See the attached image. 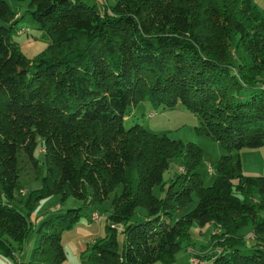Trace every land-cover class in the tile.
Returning a JSON list of instances; mask_svg holds the SVG:
<instances>
[{
    "label": "trees",
    "instance_id": "obj_1",
    "mask_svg": "<svg viewBox=\"0 0 264 264\" xmlns=\"http://www.w3.org/2000/svg\"><path fill=\"white\" fill-rule=\"evenodd\" d=\"M9 1L22 0H0V252L16 264L15 250L33 230L28 264H61V234L82 216L80 207H57L33 229L13 202L18 153L39 176L40 145L44 172L27 205L53 194L92 205L113 193L110 223L83 264H173L193 222L220 229L219 247L197 254L198 264H264V176L245 174L240 158L242 148L264 145V14L257 5L117 0L99 9L84 0H29L28 13L51 42L28 58L12 36ZM141 99L193 113L195 132L225 150L210 165L209 185L197 171V144L138 122L124 127L126 108ZM175 156L182 164L165 186ZM155 185L162 196L153 194ZM136 207L146 217L130 221ZM246 225L255 242L242 248L237 231Z\"/></svg>",
    "mask_w": 264,
    "mask_h": 264
},
{
    "label": "rangeland",
    "instance_id": "obj_2",
    "mask_svg": "<svg viewBox=\"0 0 264 264\" xmlns=\"http://www.w3.org/2000/svg\"><path fill=\"white\" fill-rule=\"evenodd\" d=\"M84 1L89 4L96 3L97 7L101 9L104 5H113L117 0ZM28 2L29 0L9 1L10 7L15 11L14 20H17L12 36L14 40L18 42L22 53L28 58H34V56L46 51L48 44L51 42V38L46 32L40 30L37 23L31 18L27 11L31 9L27 4ZM254 2H256V0H254ZM236 42L237 36L235 35L233 36L231 48L238 54L241 52V49L236 47ZM235 59L236 57L233 58V60ZM148 113H152V116H148ZM130 114L131 116H129ZM124 117L123 125L125 128H128L134 122H138L151 132L165 133L170 138L197 144L202 150V158L197 167V171L200 173L204 186L212 182L215 172L210 165H212L220 155L224 154L225 150L216 140L205 134H198L195 132L194 127L198 124L196 115L183 109L181 106H177L173 109L154 107L146 99H141L135 105H129L126 108ZM34 155L39 162V176H36L32 164L23 154L20 153V151L18 153V183L20 188L15 191L13 202L24 212L28 213L27 219L33 229L44 215L57 207L60 211H64L71 207H80L82 216L71 228L64 230L61 234V244L66 255L61 264H83V257L89 253L90 245L94 240L101 238L105 234V225L110 223L109 214L112 209L110 201L113 193L110 194L108 199L92 205L85 204L83 200L73 197L60 200V196L54 194L31 201L30 205H27L26 199L29 196V192L38 189L41 185L40 175L44 172L45 166L44 156L40 151V145L37 146ZM240 158L245 174L264 176V145L258 148H242L240 150ZM181 164L182 160L180 157L175 156L169 160L168 168L163 172L162 176L165 186L170 178L178 172ZM119 191L120 186L116 188V192ZM152 192L157 197L163 194V191L160 190V185L153 186ZM195 202L196 199L194 197L193 201L190 202L181 213L192 208ZM94 214L98 215L97 220L92 219V217H95L92 216ZM145 217L146 211L141 207H136L130 221L143 219ZM120 231L121 228L118 227L117 240L119 242L122 240ZM189 232L190 239L183 243V247L177 252V255H175L174 264H182L183 253H186L185 262L189 264L188 259L190 254L197 255L202 253L201 250L204 246L206 247L209 244L208 250L219 247L218 245H213V243L218 240V237L215 238V232L220 233V229L213 222L206 223L203 226H199L196 222H193ZM250 233V225L243 226L237 231V235L242 237V248L249 247L255 242V239ZM34 234L32 230L21 243L20 248L15 250L19 257L17 263L28 264L29 255L33 246ZM190 249L191 253L186 252ZM0 259H2L0 260V264H14L10 257L3 255L1 252ZM153 264L162 263L155 262Z\"/></svg>",
    "mask_w": 264,
    "mask_h": 264
},
{
    "label": "crops",
    "instance_id": "obj_3",
    "mask_svg": "<svg viewBox=\"0 0 264 264\" xmlns=\"http://www.w3.org/2000/svg\"><path fill=\"white\" fill-rule=\"evenodd\" d=\"M253 2H254V0H252ZM257 6H258V8L261 10V12L264 14V0H256V2H254ZM242 167H243V165H242ZM215 231H217V230H215ZM251 234V233H250ZM209 245V244H208ZM208 245L205 247H203L202 248V252L203 251H211V250H208ZM187 252V251H186ZM188 254V253H187ZM177 255V254H176ZM14 256H15V259L18 261L19 260V257L17 256V254H16V252L14 253ZM183 260H182V264H186V260H185V257H186V253L184 254L183 253ZM176 258V257H175ZM0 260H2V259H0ZM12 260V262L15 264V262H14V260L13 259H11ZM5 264H8V263H5ZM174 264V263H173Z\"/></svg>",
    "mask_w": 264,
    "mask_h": 264
},
{
    "label": "built area",
    "instance_id": "obj_4",
    "mask_svg": "<svg viewBox=\"0 0 264 264\" xmlns=\"http://www.w3.org/2000/svg\"><path fill=\"white\" fill-rule=\"evenodd\" d=\"M92 216V219L97 220L98 219V215L94 214ZM189 253H191V249L189 250ZM189 264H198L199 263V259L195 254H190L189 259H188Z\"/></svg>",
    "mask_w": 264,
    "mask_h": 264
}]
</instances>
